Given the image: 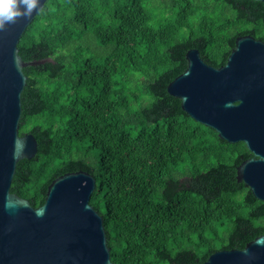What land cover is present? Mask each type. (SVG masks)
I'll use <instances>...</instances> for the list:
<instances>
[{"label":"trees","instance_id":"16d2710c","mask_svg":"<svg viewBox=\"0 0 264 264\" xmlns=\"http://www.w3.org/2000/svg\"><path fill=\"white\" fill-rule=\"evenodd\" d=\"M264 39L259 0H47L18 47L26 62L11 192L44 204L67 172L97 178L117 264H197L264 233V201L237 179L254 154L185 112L168 84L198 48L220 67L238 36Z\"/></svg>","mask_w":264,"mask_h":264},{"label":"water","instance_id":"95a60500","mask_svg":"<svg viewBox=\"0 0 264 264\" xmlns=\"http://www.w3.org/2000/svg\"><path fill=\"white\" fill-rule=\"evenodd\" d=\"M47 0H36L30 14L0 29V264H117L104 216L91 204L97 178L78 170L55 178L43 205L11 192L21 159L38 152L33 133L21 135V95L27 83L19 41ZM264 2V0H259ZM7 5L23 13L19 0ZM187 68L168 92L198 122L222 139L243 141L254 154L237 167V179L264 201V41L238 36L227 62L215 67L198 48L186 52ZM197 264H264V233L243 249H221Z\"/></svg>","mask_w":264,"mask_h":264},{"label":"clouds","instance_id":"9594fccd","mask_svg":"<svg viewBox=\"0 0 264 264\" xmlns=\"http://www.w3.org/2000/svg\"><path fill=\"white\" fill-rule=\"evenodd\" d=\"M17 0H11V4H15ZM36 0H19L20 4L26 5V9L23 13L18 10L8 7L7 11L3 8L0 9V29H2L6 24L13 23L17 16L30 14L32 8L35 5ZM5 0H0V5L4 4Z\"/></svg>","mask_w":264,"mask_h":264},{"label":"snow or ice","instance_id":"6c2138e0","mask_svg":"<svg viewBox=\"0 0 264 264\" xmlns=\"http://www.w3.org/2000/svg\"><path fill=\"white\" fill-rule=\"evenodd\" d=\"M7 9H8V6L7 5H4L3 10L4 11H7Z\"/></svg>","mask_w":264,"mask_h":264},{"label":"flooded vegetation","instance_id":"af4514ba","mask_svg":"<svg viewBox=\"0 0 264 264\" xmlns=\"http://www.w3.org/2000/svg\"><path fill=\"white\" fill-rule=\"evenodd\" d=\"M246 35V34H245ZM250 35H252V34H250ZM257 39H260V40H262V41H264V39H263V37H256Z\"/></svg>","mask_w":264,"mask_h":264}]
</instances>
